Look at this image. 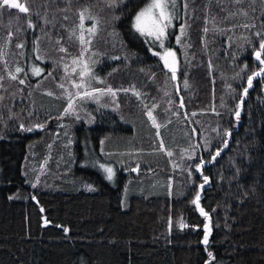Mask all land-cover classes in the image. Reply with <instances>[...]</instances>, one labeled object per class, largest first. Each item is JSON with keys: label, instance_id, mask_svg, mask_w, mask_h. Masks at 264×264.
<instances>
[{"label": "trees", "instance_id": "1", "mask_svg": "<svg viewBox=\"0 0 264 264\" xmlns=\"http://www.w3.org/2000/svg\"><path fill=\"white\" fill-rule=\"evenodd\" d=\"M14 1L0 264H264V0H179L175 71L135 25L152 0Z\"/></svg>", "mask_w": 264, "mask_h": 264}, {"label": "rangeland", "instance_id": "2", "mask_svg": "<svg viewBox=\"0 0 264 264\" xmlns=\"http://www.w3.org/2000/svg\"><path fill=\"white\" fill-rule=\"evenodd\" d=\"M178 3L179 0H152L151 3L139 14L136 20L137 30L146 36L151 42V50L154 54L162 57V61L167 69L175 71L177 68V56L174 50L167 46L166 39L169 30L174 26L178 16ZM82 61L81 72L86 75L88 71L87 63ZM84 63V64H83ZM36 70V72H38ZM77 78V77H76ZM75 84L79 80H75ZM91 90H86L87 94L92 93ZM53 95H59L63 92H50ZM66 92H64L65 94ZM38 131L43 129V126L35 125ZM104 171V176L114 183L116 170L112 164H100ZM34 202L38 200L33 197Z\"/></svg>", "mask_w": 264, "mask_h": 264}, {"label": "water", "instance_id": "3", "mask_svg": "<svg viewBox=\"0 0 264 264\" xmlns=\"http://www.w3.org/2000/svg\"><path fill=\"white\" fill-rule=\"evenodd\" d=\"M9 4L15 5V1L14 0H9ZM35 203L37 204V201H35ZM40 209H42V208L40 207Z\"/></svg>", "mask_w": 264, "mask_h": 264}, {"label": "flooded vegetation", "instance_id": "4", "mask_svg": "<svg viewBox=\"0 0 264 264\" xmlns=\"http://www.w3.org/2000/svg\"><path fill=\"white\" fill-rule=\"evenodd\" d=\"M37 204H38V202H37Z\"/></svg>", "mask_w": 264, "mask_h": 264}]
</instances>
